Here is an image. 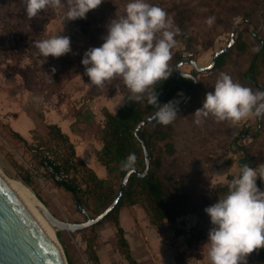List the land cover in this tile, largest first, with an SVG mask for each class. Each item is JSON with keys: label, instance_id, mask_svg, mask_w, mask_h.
Segmentation results:
<instances>
[{"label": "rangeland", "instance_id": "obj_1", "mask_svg": "<svg viewBox=\"0 0 264 264\" xmlns=\"http://www.w3.org/2000/svg\"><path fill=\"white\" fill-rule=\"evenodd\" d=\"M25 0H0V169L11 178L22 181L26 175L29 161V146L34 141L46 136V123L52 116L70 117L74 110L83 104L96 112V120L103 121V109L114 111L121 97L130 94L121 78L117 77L102 86L89 83L84 73L81 57L90 46L102 43L106 33V23L120 13L127 0H102L94 9L89 10L85 18L66 20L63 22L64 8H46L35 17L29 18L24 11ZM164 8L173 17L177 9L185 10L190 15V28L193 34L192 49L176 40L172 52L192 53L199 66L210 64L215 51L227 46L230 36L235 30V38L239 33L244 36L255 31L264 36V0H151ZM256 7L254 22L244 21L245 12ZM254 12V13H256ZM261 16H260V15ZM213 23H207L208 18ZM61 31V32H60ZM60 32L71 37V51L59 57L51 55L42 60L38 56L35 41ZM255 50V48L253 49ZM186 51V52H185ZM253 53L246 56L235 54L234 59L221 72L229 74L234 81L243 84L241 74L247 70ZM189 58V57H187ZM258 63H260L258 61ZM190 64L181 66L183 72H191ZM220 72V73H221ZM260 87L264 89V68H257ZM255 72V73H256ZM220 73L201 72L198 74L203 94L211 91ZM254 75L253 73H250ZM77 76L73 81L70 79ZM189 90L184 88L182 95L175 98L182 102ZM146 95V94H145ZM198 107L191 106L181 113V117L172 122L178 130L177 153L173 172L185 185L189 193L186 213L176 224H171L175 234L183 233L184 246L191 238L192 245L188 254L175 259L188 264H211L208 258L207 233L211 227L210 219L204 208L214 203L219 196L214 192L220 181L226 180L227 172L239 171V162L249 166L264 168V116L262 119V136L253 143L246 135H252L258 129L259 121L252 113L249 117L233 123L231 120H217L212 115L201 116L200 123H195L194 111ZM25 117L29 125L30 139H21L11 126L14 120ZM84 137L91 140L95 136L92 127H86ZM41 134V135H40ZM45 134V135H44ZM240 135L239 143L252 144L256 160L249 162L246 153L232 144ZM29 136V134H28ZM47 137V136H46ZM88 156V152L85 154ZM232 163H234L232 165ZM29 176V175H28ZM29 187L36 197L46 206L51 214L63 221L83 222L85 214L80 210L72 195L53 184L42 186L30 176ZM110 183L117 186L118 177L110 175ZM257 184L264 189V180L257 178ZM85 187V184H81ZM95 198L85 201L89 215L94 216ZM90 227L69 232L51 227L53 236L58 240L65 253L68 264H94L90 258L88 244L93 242L94 249L99 247L97 230L106 227L108 221ZM177 231V232H176ZM108 232V231H107ZM111 232V233H110ZM109 235L101 242L102 258H111L118 253L117 238L110 229ZM118 237V235H117ZM93 241H90L91 239ZM119 247V245H118ZM121 260L127 259L125 251L120 249ZM201 255L197 262L194 253ZM258 248L248 254L247 264H258ZM128 260V259H127ZM141 264H157L154 258H144Z\"/></svg>", "mask_w": 264, "mask_h": 264}, {"label": "clouds", "instance_id": "obj_2", "mask_svg": "<svg viewBox=\"0 0 264 264\" xmlns=\"http://www.w3.org/2000/svg\"><path fill=\"white\" fill-rule=\"evenodd\" d=\"M101 2L25 0L24 11L31 18L49 7L64 8V22L85 18ZM207 23H213V19L209 17ZM60 32L35 41L42 60L71 51V37ZM179 32L173 18L158 4L151 0H127L123 10L106 23L102 43L84 50V73L89 83L96 86L121 78L130 95L121 97L117 105L146 99L156 108L154 118L169 124L178 115L180 100L160 102L156 87L151 86L172 73L169 61ZM252 113L264 116V89L254 91L221 72L212 90L205 93L202 106L194 111V122L200 123L201 116L212 115L217 120L236 123ZM230 175L226 195L204 208L211 225L205 242L211 264H247L248 254L264 247V189L257 184L258 177L264 180V168L244 163L239 165L238 173Z\"/></svg>", "mask_w": 264, "mask_h": 264}, {"label": "trees", "instance_id": "obj_3", "mask_svg": "<svg viewBox=\"0 0 264 264\" xmlns=\"http://www.w3.org/2000/svg\"><path fill=\"white\" fill-rule=\"evenodd\" d=\"M255 8L256 7H253L251 10L245 12V23L251 24L254 22L255 15L259 13V11L258 13L255 11ZM172 18L174 24L180 29L175 39L186 46V51L191 50L193 34L189 24V13L185 10L177 9ZM254 48L255 50H253ZM250 53H253L252 60L247 70L243 71V74H241V78L243 80V85L251 88H258L260 87V81L256 71L260 65L264 68V36H259L255 31H250L245 36L239 33L237 38L234 36V41L229 49L220 52L216 57L214 66L204 71L220 73L234 59L235 54L246 56ZM186 59L196 61L195 58L192 57V53L186 56L184 52H172L169 61L170 69H173L172 73L166 80L162 82L158 81L156 85L151 86L153 88L156 87L159 101L166 102L169 99L175 98L177 93L181 92L184 88L189 90L187 92L188 95L194 84V80L198 81V85L192 97L179 109L176 118L181 117V113L191 106L195 105L198 108L201 107L204 99V94L202 92L203 86H200L197 77L199 73L204 71L193 69L189 73H191L194 78H186L176 73V65ZM258 61L260 63H258ZM253 72L254 75H251L250 73ZM107 83L108 82L105 84ZM129 95L130 94H126L124 97H128ZM155 111V106L148 104L146 99L140 102L127 101L121 104L115 112H111L104 108L102 113L104 118L102 122H97L95 120V115L89 108L80 106L74 110L73 115L76 118L74 124L79 121H85L89 127L93 128L92 134L95 138L102 142L101 148L95 150L98 161L106 168L110 175L118 177L119 179L117 186H114L108 179L97 177L94 171L87 168L86 165L81 162L86 168L89 182L85 187L79 186V184L75 182L57 184L72 195L73 200L80 210L85 207V201L93 197L95 198V215L90 216H97L108 208L114 200L120 188L121 181L127 171L134 169L138 172H143L145 167L144 150L141 141L135 135V128L140 121L151 116ZM257 118L260 126L254 134L246 135L253 143L259 141L262 136V119L258 116ZM47 128V137L41 138L39 141L49 142L52 138L61 136L67 138L56 124H47ZM15 133L21 139H24L20 134L17 132ZM139 133L146 144L149 154L148 172L143 177L131 174L123 194L115 207L97 223L100 224L105 220H112L115 223L118 245L120 249L125 251V256L130 264L138 263L130 253L128 242L124 236V230L120 226L118 218L120 208L124 205L140 204L146 210L151 222L155 225H160L165 220L174 223L183 216L186 213L185 207L189 199V193L184 183L177 178L173 172L179 137L178 130L174 123L161 124L157 120H154L144 125ZM240 137V135L236 136L232 144L246 153L249 162L255 161L256 154L252 149V144L239 143ZM230 179L231 175H228L226 180L218 182L214 192L221 196L226 195V185ZM22 181L29 186L30 178L28 175L24 176ZM86 212L88 213L87 210ZM97 224L90 226V229H93ZM180 233V231L177 232V234ZM93 240L92 238L90 241ZM187 245L191 247V238L187 239ZM94 247L93 242L88 244L90 258L93 260L94 264H100L99 257ZM257 254L258 264H264V247L258 248ZM194 256L197 259L201 257L198 252H195Z\"/></svg>", "mask_w": 264, "mask_h": 264}, {"label": "water", "instance_id": "obj_4", "mask_svg": "<svg viewBox=\"0 0 264 264\" xmlns=\"http://www.w3.org/2000/svg\"><path fill=\"white\" fill-rule=\"evenodd\" d=\"M235 30L232 31L230 41L226 47L217 50L213 54V58L209 65L199 66V64L192 60L186 59L179 62L176 67V73L180 76L194 78L189 72H183L181 66L190 64L197 71H204L214 66L217 55L220 52L227 51L234 41ZM184 77V76H183ZM198 81L194 80V84L185 97L180 102L179 109L183 107L192 97ZM156 120L154 114L140 121L135 128V135L141 141L144 156L145 167L143 172H138L131 169L124 175L120 188L115 195L114 200L103 212L95 217H91L85 209L81 208L85 214L86 219L83 222H68L54 217L51 212L46 209L45 215L52 225L57 230H67L75 232L94 224L99 223L117 204L123 191L127 185L131 174L138 176H145L149 169V154L143 138L140 136V129L147 123ZM0 264H68L62 246L56 238H52L45 231L43 226L35 218L27 205L11 187V185L0 174Z\"/></svg>", "mask_w": 264, "mask_h": 264}, {"label": "crops", "instance_id": "obj_5", "mask_svg": "<svg viewBox=\"0 0 264 264\" xmlns=\"http://www.w3.org/2000/svg\"><path fill=\"white\" fill-rule=\"evenodd\" d=\"M75 78H77V76L72 77L70 81H73ZM82 105L83 104H81L80 106ZM80 106H78L77 108H79ZM86 108H89L94 113V115L96 114V112L91 107ZM115 110L111 112H115ZM96 119L97 118L95 115V120ZM75 121L76 118L73 114L70 115V117H64L63 115L52 116V120L46 123L45 134L46 136L48 135L47 124H56L57 126H59L61 132L67 136V138L74 146V149L80 161L83 162L87 168L94 171L97 177L101 179H108L110 177V174L107 172L106 168L98 161L95 153L96 149L101 148L102 142L94 137L91 140L85 138L83 129L89 126L85 121H79L74 124ZM96 121L99 122V120ZM11 126L13 127L15 132L20 134L25 140L30 139L31 136L29 130L33 125H29L25 117L21 116L18 119L14 120ZM46 136L40 137L45 138ZM87 152L89 157L85 156ZM241 163L239 162V164ZM233 164L234 163H232V165ZM230 174L234 173L227 172L226 175ZM57 187L61 188L59 186ZM118 218L120 226L124 230V236L128 242L130 253L135 258L138 264H141L144 258L150 257L154 258L157 264H188L185 260L179 262L175 261V259L181 254L185 252L188 254L189 252L188 250H186V248H189L188 245L186 244V246H184L183 243V233L175 234L174 229L171 225L176 224L179 219L174 223H170L169 221L165 220L160 225H155L151 222L146 210L140 204L122 206L119 210ZM105 221H108V224L106 225L107 228L101 226V229L97 230V237L100 245L96 252L99 257L100 264H130L127 259H123V261L121 260L122 254L119 251L118 247L117 228L115 223L112 220ZM100 224L102 225V223ZM110 229H113L116 235L118 253L116 257L113 258L107 255L106 260H104L102 258L103 250L100 249V246L101 242L104 243L106 235H109L108 232H110ZM183 258L187 257L183 254ZM201 258L202 257H200L199 259H195L197 262H199L201 261Z\"/></svg>", "mask_w": 264, "mask_h": 264}, {"label": "built area", "instance_id": "obj_6", "mask_svg": "<svg viewBox=\"0 0 264 264\" xmlns=\"http://www.w3.org/2000/svg\"><path fill=\"white\" fill-rule=\"evenodd\" d=\"M29 155L27 173L42 186L70 182L82 186L89 183L86 168L65 136L52 138L49 142L30 143Z\"/></svg>", "mask_w": 264, "mask_h": 264}, {"label": "bare ground", "instance_id": "obj_7", "mask_svg": "<svg viewBox=\"0 0 264 264\" xmlns=\"http://www.w3.org/2000/svg\"><path fill=\"white\" fill-rule=\"evenodd\" d=\"M0 174L5 178V180L11 185V187L17 192V194L21 197L24 203L27 205L29 210L35 216V218L39 221V223L43 226L45 231L51 236L55 238L52 234L51 227L55 228L54 225L47 219L45 212L46 206L36 197V195L32 192V190L24 185L21 181L11 178L6 175L0 169Z\"/></svg>", "mask_w": 264, "mask_h": 264}]
</instances>
